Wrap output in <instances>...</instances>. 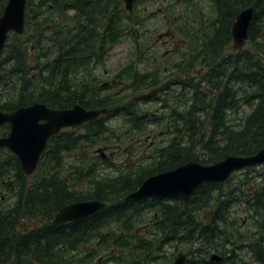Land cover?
I'll list each match as a JSON object with an SVG mask.
<instances>
[{
	"label": "trees",
	"instance_id": "1",
	"mask_svg": "<svg viewBox=\"0 0 264 264\" xmlns=\"http://www.w3.org/2000/svg\"><path fill=\"white\" fill-rule=\"evenodd\" d=\"M8 1L0 0V18ZM227 2L235 12L254 8L241 67L196 74L192 100L164 105L157 116V126L169 119L173 132L159 146L157 133L153 145L146 142L158 106L153 76L130 74L120 95L95 82L124 36L122 0H27L24 32H10L0 52V110L41 103L107 112L52 136L33 175L0 150V264H172V247L186 264H264V166L225 184L204 183L189 202L125 200L153 175L264 148V0ZM9 133V124L0 128V137ZM84 201L106 206L79 222L52 224L63 207ZM26 222L35 227L24 231ZM213 254L221 261L212 263Z\"/></svg>",
	"mask_w": 264,
	"mask_h": 264
},
{
	"label": "flooded vegetation",
	"instance_id": "2",
	"mask_svg": "<svg viewBox=\"0 0 264 264\" xmlns=\"http://www.w3.org/2000/svg\"><path fill=\"white\" fill-rule=\"evenodd\" d=\"M122 8L124 17L119 30L124 36L117 46L127 43L129 58L116 69L106 67L100 70L95 82L104 92L120 95L130 74L153 76L158 91L155 105L158 106L152 109L151 116L155 122L149 126L150 138L146 142L153 145V134L157 133L155 145L168 146V137L173 135L169 119L161 117V126H157V116L164 105L181 104L184 97L192 100L196 74L217 68L224 69L221 72H231L233 68L238 70L241 67L244 47H235L232 29L238 15L246 9L235 12L227 0H134L132 11L127 10L122 0ZM114 49L109 53L110 59ZM130 70L134 72L128 73ZM112 153L114 156L113 148ZM112 164L126 165L120 162ZM246 170L235 172L229 179L243 176Z\"/></svg>",
	"mask_w": 264,
	"mask_h": 264
},
{
	"label": "water",
	"instance_id": "3",
	"mask_svg": "<svg viewBox=\"0 0 264 264\" xmlns=\"http://www.w3.org/2000/svg\"><path fill=\"white\" fill-rule=\"evenodd\" d=\"M134 0H124L126 8L132 11ZM27 0H9L0 18V52L4 48L10 32L22 34L25 28ZM254 18V9L242 11L232 29L236 48H243L249 40V29ZM107 85V84H106ZM107 112L86 110L80 105L68 109H51L45 104L36 103L22 107L10 114L0 110V128L4 124L11 127L7 137L0 138V150L8 149L18 157L26 175H33L46 149L48 140L64 129L74 128L97 119ZM98 154L106 159V151ZM264 165V148L252 156H229L213 164L204 165L191 161L178 168L147 178L141 187L128 195L126 201H140L150 198L179 199L189 202L196 190L204 183L223 184L237 171ZM106 204L101 201L77 202L63 207L54 217L53 225L76 223L102 211ZM187 255L179 253L173 264H186ZM222 257L213 254L212 263Z\"/></svg>",
	"mask_w": 264,
	"mask_h": 264
},
{
	"label": "rangeland",
	"instance_id": "4",
	"mask_svg": "<svg viewBox=\"0 0 264 264\" xmlns=\"http://www.w3.org/2000/svg\"><path fill=\"white\" fill-rule=\"evenodd\" d=\"M129 50H130V47H129V45L127 43L117 46L113 50V52L111 53V59L108 62V66H107L106 69H110V70L111 69H116L118 65H120L123 62H125V60L129 58V53H128ZM203 216L206 217V221H209L210 218H211V214L209 212H204ZM247 222H248V220L245 219L244 222H243V225L246 226ZM22 227H23V229L34 228L35 224L32 223V222H30V223L26 222ZM168 250L173 251L172 253L175 254V258L177 257V255L179 253H183L182 251H179V250L177 251L173 247L172 248H168ZM214 253H216V252H214ZM175 258H174V260H175ZM173 262H172V264H173Z\"/></svg>",
	"mask_w": 264,
	"mask_h": 264
}]
</instances>
